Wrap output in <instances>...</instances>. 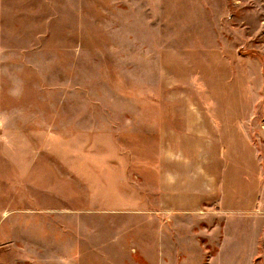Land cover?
<instances>
[{
	"label": "rangeland",
	"instance_id": "rangeland-1",
	"mask_svg": "<svg viewBox=\"0 0 264 264\" xmlns=\"http://www.w3.org/2000/svg\"><path fill=\"white\" fill-rule=\"evenodd\" d=\"M0 264H264V0H0Z\"/></svg>",
	"mask_w": 264,
	"mask_h": 264
},
{
	"label": "crops",
	"instance_id": "crops-1",
	"mask_svg": "<svg viewBox=\"0 0 264 264\" xmlns=\"http://www.w3.org/2000/svg\"><path fill=\"white\" fill-rule=\"evenodd\" d=\"M197 113H194L193 111H188L186 113H179L181 116L184 117V120L185 119H188L189 122H187L186 124H183L182 126L186 129V131L183 133V135L185 136H188V135H195V136H198L199 134V127H201L200 125H196L195 124V121L198 120V118H202L204 120V131H207L206 134H208L209 130L207 129V124L205 122V118H203L199 112V109L198 111H196ZM196 116V118H194L193 116ZM188 117V118H187ZM178 120H182L181 117L178 118ZM215 129H216V125H214ZM223 128H225V126H223ZM169 167V166H167ZM244 200L242 201L241 204H243Z\"/></svg>",
	"mask_w": 264,
	"mask_h": 264
}]
</instances>
